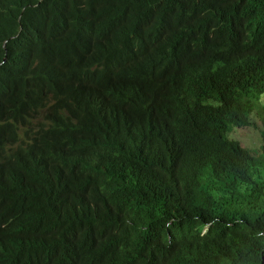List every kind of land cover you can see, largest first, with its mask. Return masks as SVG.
Listing matches in <instances>:
<instances>
[{
  "label": "trees",
  "instance_id": "trees-1",
  "mask_svg": "<svg viewBox=\"0 0 264 264\" xmlns=\"http://www.w3.org/2000/svg\"><path fill=\"white\" fill-rule=\"evenodd\" d=\"M40 1L0 0V66L43 65L1 68L28 103L0 139V264H264V133L232 137L264 104V0H45L40 26L91 18L69 69L19 45ZM133 32L170 37L172 100Z\"/></svg>",
  "mask_w": 264,
  "mask_h": 264
},
{
  "label": "clouds",
  "instance_id": "clouds-1",
  "mask_svg": "<svg viewBox=\"0 0 264 264\" xmlns=\"http://www.w3.org/2000/svg\"><path fill=\"white\" fill-rule=\"evenodd\" d=\"M43 3L44 2L40 1L38 8L33 15L32 22L34 23L35 28L44 27L46 25L52 24L53 22H59L64 23L69 31L57 33L47 37V44L38 48H40L46 54L49 53L50 56L55 58L64 69L78 67L81 64V49L72 40L71 32L74 29L75 23L77 21L83 20L86 22V24H88L91 18H82L75 12L67 11V13L61 16L59 19L40 26L37 24V18ZM131 35L133 40L139 46L140 52L146 55H151L154 58L155 67L159 75V86L161 93L166 99L172 100L173 91L172 88L167 85L166 81L170 74L171 68L179 61V59L172 45L170 37L168 35H163L153 38L149 41L141 42L138 37V32H133ZM20 36L14 38V40H19ZM50 45L54 46L49 48ZM120 48L129 50L130 54L132 52V46L130 43H120ZM7 60L5 64L0 66V139L10 130L16 120L24 118L25 107L28 103L25 96L18 95L16 93L11 77L1 69V67L6 65Z\"/></svg>",
  "mask_w": 264,
  "mask_h": 264
},
{
  "label": "rangeland",
  "instance_id": "rangeland-1",
  "mask_svg": "<svg viewBox=\"0 0 264 264\" xmlns=\"http://www.w3.org/2000/svg\"><path fill=\"white\" fill-rule=\"evenodd\" d=\"M44 2L45 0H41ZM40 3V2H39ZM38 8L37 5H33L30 7L32 10L31 20L33 21V15ZM73 12V11H72ZM69 31L66 28L64 23L53 22L52 24L46 25L44 27L35 28L29 35L28 40H19V45L23 46L24 44L35 45L37 47H42L47 44L46 38L55 35L57 33H63ZM23 32V29H22ZM9 59L7 60L6 65L1 68H42L43 65L39 63H31L26 66H17L13 64H8ZM257 114L254 119V126L236 129L232 134V137L241 141L243 146L251 149L252 151H257L261 146L263 133H264V104L259 103ZM264 174V159L259 158L258 163L254 167Z\"/></svg>",
  "mask_w": 264,
  "mask_h": 264
}]
</instances>
